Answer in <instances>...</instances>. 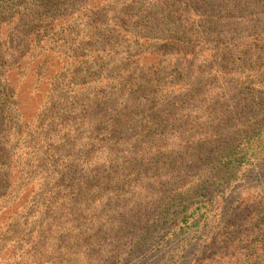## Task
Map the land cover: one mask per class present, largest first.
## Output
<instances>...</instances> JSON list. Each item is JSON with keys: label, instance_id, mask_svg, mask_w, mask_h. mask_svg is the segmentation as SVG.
I'll use <instances>...</instances> for the list:
<instances>
[{"label": "trees", "instance_id": "1", "mask_svg": "<svg viewBox=\"0 0 264 264\" xmlns=\"http://www.w3.org/2000/svg\"><path fill=\"white\" fill-rule=\"evenodd\" d=\"M103 1L112 0H84L90 15L97 14L96 7ZM251 1L130 0L129 4L122 3L121 17L124 22L130 23L133 31L129 33L132 35L122 38L121 43L125 48L137 45V49H134L136 51L130 57L128 52L118 59L117 64L108 67L112 74L105 81L109 78L112 80L110 84L105 82L107 84L105 91L97 93L91 102L78 104L85 86L81 85L77 89L76 85H70L72 79L75 76L79 77L78 75L89 65L102 71L107 69L104 67L106 58L101 54L91 55L80 50L74 55L73 40H79L77 42L79 49L80 46L87 48L84 36L90 46L96 42L100 46H105L102 44L109 43L110 38L103 39L101 44L97 41L101 36L97 37V32L93 28L87 29L84 22L81 37H71L72 12L66 15L65 12L78 3L81 6L80 0H0V118L13 117L18 121L17 131L26 139L34 137L36 147L32 155L39 156V160H47L62 152H65V157L72 154L73 142L70 141L77 132L78 124L75 122L77 116L72 117L71 125H66L70 119H63L66 114L69 115L71 107L79 110L78 116L85 114L81 119V125L86 126V133L91 138L97 137L95 132L98 130L105 135L107 141L120 140L121 151L126 152L120 166L116 160H114L116 163H109L111 160L109 157L97 162L92 153L89 161L84 159V164L74 163L73 160L59 162L58 164L65 169L58 175L69 182L48 190L54 192L57 188H69L70 209L78 214L75 228H80V224L91 223L90 228L95 229L94 234L100 233L104 239L113 242L114 245L108 249L106 256V259L112 258L110 262L124 253L125 244H131L133 250L143 249L150 233L157 229L159 223L152 220L153 217L143 220L146 217L142 214V209L149 210L154 203L165 202L160 207L158 215H154V218L161 217L169 214L174 202L181 203L193 193L203 192L210 183L218 185L228 173V166L213 165L214 159L220 155L229 156L234 145L233 139L238 138V135L241 137L244 133H253L255 129L260 131L264 129V22L260 26H251L256 33L254 41L248 44L241 41L232 43V51L228 55L223 49L215 50L214 57L222 60L221 65L225 61L227 64L225 68L232 63L233 71L242 69L237 73L244 75L241 81L237 78L231 79L236 85H226L215 93L208 92V89L204 91V85H182L186 84L183 66L195 57L193 49L200 36L217 38L216 33L219 34L227 28L230 31H238L242 24L226 27L223 23L230 17L229 15L233 18H246L254 10L264 13L261 8L247 6ZM185 12L193 14L196 20L191 22L197 25L195 22L198 19V25L203 28L196 31L191 22H185L184 20L189 19L182 17ZM142 32H146V36H157L158 43H154L155 41L152 39L151 41L149 37H143ZM95 50L97 48L91 52ZM167 53L175 58L176 66L173 65L170 72L171 81L166 87L160 88L161 86L157 84L162 77L157 79L156 76L164 72L160 57L167 56ZM248 56L252 59L247 66L245 57L248 59ZM59 66L61 69H57ZM20 69L23 73L31 70L38 79L50 77L55 84H61L55 85L57 89L65 88L68 95L65 98L72 102H69L68 106H63L61 97L54 100L49 95L51 85L54 84H50L47 91L44 85H41V90L46 91V94L41 95L34 113L30 116L23 114V106H20L19 96L17 97L18 90L14 86L18 82L14 75H18ZM66 70L68 72H63ZM118 72L120 74L115 76ZM226 73L231 75L232 71ZM247 81H252V85H245ZM33 90H38V85ZM204 95L205 98L202 97ZM203 100L208 103L203 105L208 123H195V116H176L177 111L174 107L182 106L189 101L200 104ZM56 108L62 109L61 116L55 114ZM54 119L57 121L62 119L54 127L62 125L64 131L62 136L59 130L52 129ZM169 119H172V125L176 123L178 126L183 123L200 125L198 128L191 126L177 130L178 135L175 137L182 149L173 150L172 145L165 139V124ZM202 127L208 128L206 133L209 137L206 140L196 138L199 131L188 133ZM41 130L52 139L44 151L41 145ZM54 134H57V140L52 137ZM84 134L82 131L77 137ZM105 147L107 153H113L119 148L118 145ZM211 149L212 153L209 154ZM205 161L212 162L208 167L209 174L200 175L198 165ZM108 167L114 169L106 170ZM117 167L120 170H116ZM189 173L194 180L186 178V174ZM212 174L216 176L214 181L209 178L213 176ZM81 175L85 180L79 184L77 180ZM6 176L9 174L6 173ZM82 191L86 194L84 195ZM75 193L82 199H74ZM129 199L132 200V205L127 203ZM47 200L46 198V201L40 203L41 208L57 216L60 213L61 217H64L68 207L65 200ZM88 201L95 202L100 213L107 208V212H111L110 216L106 217V213L105 216L101 215L105 218L102 222L100 215H95L92 211L95 207L91 209L87 205ZM258 202L260 203L254 200L247 205L243 203L242 206L234 207L232 212L226 211L219 219L220 224L213 235H205L201 239L200 249L193 264H264V198ZM248 207H254L258 212L259 210L262 212L259 229L252 231L251 249L248 248L249 243H245L243 239L242 225L237 231L232 229L236 227L235 213L237 215L239 212L243 213ZM150 214L152 213H147L148 216ZM137 215L142 216L141 223H138ZM130 220L136 231L132 228ZM122 229L127 231H118ZM240 229L242 231L238 233ZM103 230L105 232H102ZM118 232L120 233L116 235ZM109 242L107 244L110 245ZM244 243L243 248L246 252L237 250Z\"/></svg>", "mask_w": 264, "mask_h": 264}, {"label": "rangeland", "instance_id": "2", "mask_svg": "<svg viewBox=\"0 0 264 264\" xmlns=\"http://www.w3.org/2000/svg\"><path fill=\"white\" fill-rule=\"evenodd\" d=\"M128 1L130 0L103 1L96 7V13H100V15H90L91 13L86 9L84 0H80L81 6L78 3L65 12V15L72 12L70 19L73 21V34L71 37H81L80 33L84 32V22L87 29L93 28L97 32V37L101 36L97 40L101 44L103 39L110 38L109 43L102 44L105 46L98 45V42L90 46L87 43L88 39L84 36L83 40L87 48L80 46L79 49H77L79 40H73L75 46L72 47V53L74 55H77L80 50L87 51L86 53L91 55L101 54L106 58L104 67L107 69L102 71L89 65L78 75L79 77L75 76L72 79L70 85H76L77 89L81 85L85 86L84 93L82 92L79 96L78 104L85 101L86 103L91 102V99L93 100L97 93L105 91V86L110 84L112 80L109 78L108 81H105L112 74L108 67L117 64L118 59L128 52H130L128 53V57H130L136 51L134 49H137V45L125 48L121 43L122 38L132 35L129 33L133 31L130 23L123 21L122 13L120 12L122 3L127 2L126 4H129ZM247 6L264 10V0H252ZM229 16L223 22L226 27L242 24L240 29L238 31H230L227 28L220 31L219 34L215 32L218 35L217 38L214 36L202 38L200 36L196 42V47L193 49L195 57H192L190 62L185 63L183 66L186 84L182 83V85H204V91L208 89V92L212 91L215 93L226 85H236V82L232 83L231 79L242 80L244 75H237L242 69L233 71L234 64L232 63L225 68L226 62L224 61V64L221 65L222 60L214 57L215 50L217 48L219 50L223 49L228 55L232 51V43H240L241 41V43L245 42L248 44L254 41L256 33H254L251 26H260L264 22L262 20L264 13H258L254 10L246 18ZM182 17L189 18L184 20L185 22L196 20V17L190 12H185ZM190 24L195 27L196 31L203 28L198 25V19L195 22L197 25H194L193 22ZM141 35L154 40V43H158V38L155 35L146 36V32H142ZM137 42H139L138 39ZM94 48H97V50L91 52ZM149 58L148 56L147 59ZM160 59L164 72L158 74L156 78L162 77L157 85H160V88H164L171 81L170 72L173 65L176 66V64L174 63L175 58L169 56L168 53L167 56L161 55ZM251 59V56H248V59L245 57L247 66L251 63ZM60 66L63 67L62 64ZM60 66L57 69H61ZM51 69L53 68L51 67ZM64 69L62 68V70ZM226 71H232V74L228 75ZM18 72V75H14L18 81L17 85L14 86L18 90L17 97L19 96L20 106H23V114L30 116L31 113H34L36 106H38V100L42 97V94H46L50 84H54L51 85L52 90L49 92V95L54 100H58L61 97L63 106H68V103L72 102L65 98L68 96L65 88L63 90L57 89L55 85L61 84H55V81L50 80V77L42 79L40 77L38 79L31 70L27 73H23L22 70ZM63 72L66 73L68 70ZM119 74L120 72L115 74V76ZM251 82L247 81L245 85H252ZM36 85H38V90H33ZM41 85H44L43 87L46 91L41 90ZM202 97L205 98V95ZM195 104L189 101L182 106L174 107V110L177 111L176 116H195V123H206L207 117L203 110V105L208 104L207 101L203 100L200 104ZM76 107L79 106L76 105ZM80 112L82 113L83 110H80ZM55 114L61 116L62 109L58 110L56 108ZM78 114H80L79 110L76 111L75 108L71 107L69 115L66 114L63 118L66 120L70 119V122L66 123V125H71L72 117L77 116L75 120L78 124L77 132L70 141L73 142L72 154L65 157V152H62L47 160H39V156L32 155L36 147L34 137L26 139L21 132L17 131V120L13 117L0 118V264H193L195 262L194 258L198 255L197 253L200 249L201 239L205 235H213L220 224L219 219L222 218L226 211L232 212L231 210L234 207L242 206L243 203L245 205L250 204L254 200L260 203L258 201L264 198V129L261 131L255 129L251 134L247 132L241 137L238 135V138L233 139L234 145L229 156L227 154L220 155L214 159L215 162H211L213 165L228 166V173L218 182V185L210 183L203 192L193 193L190 198L181 203L178 201L174 202V205L169 209V214L161 217L154 218V215H158L160 207L165 202H156L149 210L142 209L141 212L146 217L143 220L153 217L152 220L159 223L157 229L152 234L150 233L148 241L143 245V249L137 250L134 248L133 250L131 244H125V247L123 246L124 253H121L113 262H110L112 258L106 259V256L108 249L112 248V244L114 245L113 242H109L107 238L104 239L100 233L94 234L93 230L95 229L90 228L91 223L80 224V228H75L78 214L70 209L69 194L71 192L69 188H57L54 192H48L53 186L64 185V183L69 182V180L63 177L60 178L61 175H58L60 171L65 169V167L58 164L59 162L65 163L73 160L74 163L84 164V159L89 161L92 153L94 160L97 162H102V159L109 157L111 159L109 163H116L114 161L116 160L120 166L121 159L126 154V152L121 151L122 143L120 140L115 142L116 140L114 139H108L107 141L105 135L98 130L95 132L97 135L95 139L97 140L91 138L86 133V126L81 125V119L84 118L85 114L80 116ZM183 119L185 118L183 117ZM61 120L57 121L54 119V123L51 126L52 129L59 130L58 132L62 136L64 133L62 125L54 128L55 124ZM171 120L169 119L165 124V139L168 144L172 145L173 150L182 149L177 142V137H175L178 135L177 130L181 127L187 128L191 126L198 128L200 125H189L187 123H183L180 126H178V123L172 125ZM47 121H49L48 118ZM207 130L208 128L202 127L195 131L193 129L188 133L193 134L199 131L196 138L206 140L209 137L206 133ZM82 131L85 134L77 137ZM226 131L228 132L227 129ZM52 137L56 140L58 139L57 134ZM41 139L42 150L44 151L46 145L51 143L52 139L50 136H46L43 131ZM105 145L110 147L118 145L119 148H116L113 153H107L105 152ZM211 153L212 149L209 154ZM211 163L206 161L199 163L198 170L200 169L201 172H198V174H209L208 167ZM118 167L116 170H120ZM111 169H114V167L106 168V170ZM6 173L9 174L8 177ZM190 173L186 174L187 179L193 178ZM212 175L209 177L210 180H216L215 174ZM84 180L85 177L81 175L77 181L82 184ZM82 192L84 195L86 194V192ZM107 195H109V192H107ZM46 198L48 200H65L68 207L67 212H64V217H61L60 213L57 216L41 208L40 203L46 201ZM74 199L82 198L75 193ZM127 203L132 205L133 202L129 199ZM87 205L91 209L95 207L92 211L95 215H100L102 222H104L105 218L102 216H105V213L106 217L111 214V212H107V208L100 213L95 202L88 201ZM257 210L254 207H248L243 213L239 212L238 215L236 213L234 215V226L236 227L232 229L237 231L242 225V233L245 236H243V239L245 243H249V246L247 245L249 249L252 248L250 243L251 238H253L252 231H257L262 221V212ZM148 212L152 214L148 216ZM227 215L225 216L227 217ZM141 219L142 216L137 215L138 223H141ZM130 221L133 228L134 224L132 220ZM150 224L151 221L149 222ZM242 229L238 233H241ZM134 231L136 230L134 229ZM102 232H105V230ZM119 233H116V235ZM132 236L130 235V237ZM108 242L110 245L107 244ZM255 242L253 243L255 244ZM245 243L237 250L246 252L243 248Z\"/></svg>", "mask_w": 264, "mask_h": 264}]
</instances>
